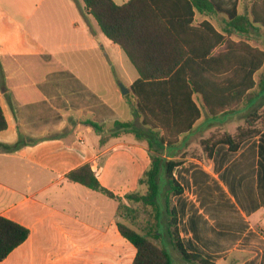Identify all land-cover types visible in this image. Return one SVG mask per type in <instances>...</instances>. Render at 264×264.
<instances>
[{
    "label": "crops",
    "instance_id": "1",
    "mask_svg": "<svg viewBox=\"0 0 264 264\" xmlns=\"http://www.w3.org/2000/svg\"><path fill=\"white\" fill-rule=\"evenodd\" d=\"M250 1L240 0L241 13ZM214 17L222 20L195 16ZM138 77L82 0H0V105L8 124L0 132V216L30 231L0 264L132 263L136 250L118 231L119 207L109 210L99 204L104 194L66 176L89 164L122 203L139 192L125 186L133 182L134 190L139 182L129 170L141 155L149 166L147 145L133 134L109 132L116 121L140 126L132 108L133 120L126 119L120 87L136 102L131 86ZM252 107L236 115L243 124ZM88 121L103 130L96 132ZM195 126L183 152L201 150L206 137L193 135ZM165 153L176 156L167 148ZM202 158H190L202 165L193 169L198 172L175 176L184 189L172 199L182 245L214 264H264V130L235 153L219 145L210 159Z\"/></svg>",
    "mask_w": 264,
    "mask_h": 264
},
{
    "label": "trees",
    "instance_id": "2",
    "mask_svg": "<svg viewBox=\"0 0 264 264\" xmlns=\"http://www.w3.org/2000/svg\"><path fill=\"white\" fill-rule=\"evenodd\" d=\"M82 1L104 35L120 46L139 75L131 89L140 126L116 121L109 131L114 137L133 134L148 149L150 163L139 180L145 192L127 194L125 199L149 210L157 223L166 219L171 243L185 261L214 264L188 252L181 243L172 199L184 191L174 170L185 162L186 155L168 159L165 150L177 146L181 136L192 132L202 118L200 107L208 116L219 117L236 113L241 107H256L264 98V49L250 39L264 29V0H251L244 14L239 11L240 0ZM197 13L220 15L221 29L208 19L197 21ZM87 124L96 132L103 130L92 121ZM7 126L0 105V132ZM263 130L264 105L254 108L234 132H213L202 139L201 150L193 151L190 157L200 159L198 153L210 159L219 145L235 153ZM18 145L16 142L13 146ZM66 177L122 203L120 196L101 185L89 164ZM123 209L120 205V215ZM118 231L136 250L131 264H172L170 253L147 235L122 222ZM29 234L25 226L0 216V262Z\"/></svg>",
    "mask_w": 264,
    "mask_h": 264
},
{
    "label": "rangeland",
    "instance_id": "3",
    "mask_svg": "<svg viewBox=\"0 0 264 264\" xmlns=\"http://www.w3.org/2000/svg\"><path fill=\"white\" fill-rule=\"evenodd\" d=\"M218 29H221V21L220 18L214 17L211 21ZM260 36V37H259ZM252 35L250 36V39L253 43V45L260 47L264 49V32H262V35ZM235 38H239L237 36H234ZM125 56V55H124ZM135 70V69H134ZM122 85V84H121ZM124 87V85H122ZM121 87V86H120ZM132 95L131 94H125L124 100H123V112L128 120H133L132 114L129 110V108H132V112L134 115V104ZM132 103V104H131ZM264 105V98L260 99L256 107H252L246 112V116L254 111V108H262ZM245 107H241L236 113L223 115L219 117H210L208 116L206 110L202 108V119L200 122H198L195 126V131L193 132V135H196L197 133H200L201 136L207 137L213 132H222L227 131L232 133L235 130L236 125H240L242 123V116L236 117L239 113H241ZM261 111V110H260ZM245 121V119H244ZM243 124V123H242ZM210 133V134H209ZM199 137H196V140ZM192 139V135H184L180 138L179 144L177 146L168 147L167 152L169 154L175 155L174 157H179L182 154L186 155V158H189V163L187 164V167H183L181 169H176L175 176H178L179 178H182V176H192L194 173L198 172V170H193L195 168H201L202 165H195L190 160V154L194 152L199 151L198 147H190L188 151L183 152L184 148L186 147V143L189 142V140ZM196 140L192 142L193 145H196ZM200 158H204L203 154L196 153ZM202 158V159H203ZM148 157H142L140 156V159H137L136 164L132 169L129 170V176H137L139 175L141 177L143 171L147 169L148 167ZM124 168L127 169V166H124ZM190 170H193L192 173L188 172ZM200 171V170H199ZM103 176V174H101ZM200 176V175H198ZM139 177V178H140ZM132 181V180H131ZM129 183L127 186H125V189L128 191V187H130L131 191H139L140 193L145 192V186L140 184L139 182L136 183V186L133 190V182L130 183V181H127L126 184ZM163 186V183H161V186ZM102 203L108 209L112 207H119L120 205L124 207L121 217H122V223L125 225L136 229L137 231L141 232L142 234H145L148 236L149 239H151L153 242H155L157 245L164 247L171 255L172 258V264H192L185 261L182 256L179 254V252L176 250V248L171 243L170 237L167 233V224L166 219L164 218L163 221H160L157 223V221L154 220V218L149 215V210H144L139 206V204L130 203L128 201L119 203L117 201H113L110 198L101 195V202L99 200V204ZM126 206H129V209H125ZM210 206L208 207V209ZM210 213L213 215L214 209L209 210ZM214 213H217L216 211ZM218 214V213H217ZM218 219V217H216ZM156 232L160 233V235H156ZM130 244V243H128ZM131 246V244H130ZM132 247V246H131ZM133 248V247H132Z\"/></svg>",
    "mask_w": 264,
    "mask_h": 264
},
{
    "label": "water",
    "instance_id": "4",
    "mask_svg": "<svg viewBox=\"0 0 264 264\" xmlns=\"http://www.w3.org/2000/svg\"><path fill=\"white\" fill-rule=\"evenodd\" d=\"M121 90H122V93L123 94H127L129 91L126 89V88H124L123 86H121Z\"/></svg>",
    "mask_w": 264,
    "mask_h": 264
}]
</instances>
